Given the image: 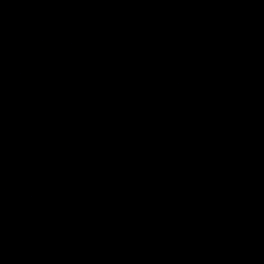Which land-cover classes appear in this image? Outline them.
<instances>
[{
	"label": "water",
	"instance_id": "obj_1",
	"mask_svg": "<svg viewBox=\"0 0 264 264\" xmlns=\"http://www.w3.org/2000/svg\"><path fill=\"white\" fill-rule=\"evenodd\" d=\"M0 264H264V0H0Z\"/></svg>",
	"mask_w": 264,
	"mask_h": 264
}]
</instances>
